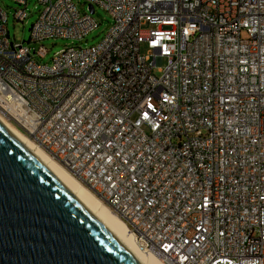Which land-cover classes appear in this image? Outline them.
Returning a JSON list of instances; mask_svg holds the SVG:
<instances>
[{
	"label": "built area",
	"instance_id": "1",
	"mask_svg": "<svg viewBox=\"0 0 264 264\" xmlns=\"http://www.w3.org/2000/svg\"><path fill=\"white\" fill-rule=\"evenodd\" d=\"M12 1L23 21L28 0ZM86 2L109 30L52 65L29 44L83 40L92 14L39 0L14 44L0 5V114L127 216L139 247L159 241L162 264H264V0Z\"/></svg>",
	"mask_w": 264,
	"mask_h": 264
},
{
	"label": "water",
	"instance_id": "2",
	"mask_svg": "<svg viewBox=\"0 0 264 264\" xmlns=\"http://www.w3.org/2000/svg\"><path fill=\"white\" fill-rule=\"evenodd\" d=\"M0 264H136L1 123Z\"/></svg>",
	"mask_w": 264,
	"mask_h": 264
},
{
	"label": "bare ground",
	"instance_id": "3",
	"mask_svg": "<svg viewBox=\"0 0 264 264\" xmlns=\"http://www.w3.org/2000/svg\"><path fill=\"white\" fill-rule=\"evenodd\" d=\"M0 123L43 166V168L73 197V199L129 254L136 264H162V244L147 239L140 247L135 239L136 228L127 216L114 210L106 196L100 195L90 181H83L74 168H64L29 136L0 114ZM153 249L155 256L146 254Z\"/></svg>",
	"mask_w": 264,
	"mask_h": 264
},
{
	"label": "rangeland",
	"instance_id": "4",
	"mask_svg": "<svg viewBox=\"0 0 264 264\" xmlns=\"http://www.w3.org/2000/svg\"><path fill=\"white\" fill-rule=\"evenodd\" d=\"M72 2L82 14L90 13L89 5L86 0H72ZM0 5L7 15V29L10 33V41L14 44H21L24 42L27 45V42L31 37V28L38 20L42 10L39 0H28L26 10L27 17L23 21L15 18L17 10L21 8L15 2L12 0H0ZM92 17L98 23V28L83 40L76 41L58 38L44 40L39 43H30V47L37 50L40 47H43L47 53L44 58L36 54L34 60L40 64L52 65L55 55L65 48L74 46L89 48L99 44L109 30L112 24V18L106 10L99 6L95 7V12L92 14ZM147 51L148 49L146 45L143 44L141 46V53L147 54ZM165 64L166 60H163L162 66H165ZM155 75L158 77L161 75L160 72H158V68L155 69Z\"/></svg>",
	"mask_w": 264,
	"mask_h": 264
}]
</instances>
